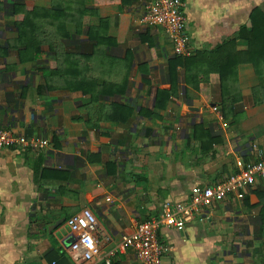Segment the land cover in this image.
<instances>
[{"label": "crops", "instance_id": "crops-1", "mask_svg": "<svg viewBox=\"0 0 264 264\" xmlns=\"http://www.w3.org/2000/svg\"><path fill=\"white\" fill-rule=\"evenodd\" d=\"M19 1L28 10L83 4L80 33L76 23L66 30L86 42L90 26L105 19L109 42L86 50L85 82L125 91L94 99L66 89L81 76L50 71L58 66L50 33H28L43 53L39 62L33 55L20 62ZM151 1L0 0V128L49 140L40 148H0V264H89L68 245L75 236L68 218L85 207L98 218L103 255L138 222L159 217L165 202H189L196 186L223 180L240 158L248 164L264 151V61L256 66L249 56L246 31L264 0H182L196 57L188 69L171 61L174 46L163 27L140 23ZM187 71L196 76L189 84ZM171 88L174 95L158 107V91ZM114 103L132 108L131 119L112 113ZM158 234L170 247L164 264H261L264 179L244 198L231 194L185 228L164 225ZM112 264L141 262L128 250Z\"/></svg>", "mask_w": 264, "mask_h": 264}, {"label": "built area", "instance_id": "built-area-1", "mask_svg": "<svg viewBox=\"0 0 264 264\" xmlns=\"http://www.w3.org/2000/svg\"><path fill=\"white\" fill-rule=\"evenodd\" d=\"M182 0H152L146 6L145 13L140 17V23L147 26H161L165 29L173 43L174 53L178 56H190V36L188 33L187 16L182 8ZM213 110L224 115L218 105ZM19 144L40 148L49 145V140L42 137H29L15 134L9 128H0V148L14 147ZM237 165L239 169L223 180L208 186H196L189 202L172 204L165 202L159 217L140 221L131 232L124 233L120 239L103 255L101 245L96 236L99 222L96 214L85 207L78 215L68 218V225L74 233V241L69 248L76 256L89 264H112L113 260L128 250H133L141 264H164V255L170 247L159 239L158 231L164 226L183 229L196 215L202 216L204 208L228 196L235 195L242 199L249 188L258 179H264V151H259V158L251 163H245L241 158ZM204 217H201L203 220ZM91 240V246L88 240Z\"/></svg>", "mask_w": 264, "mask_h": 264}, {"label": "trees", "instance_id": "trees-1", "mask_svg": "<svg viewBox=\"0 0 264 264\" xmlns=\"http://www.w3.org/2000/svg\"><path fill=\"white\" fill-rule=\"evenodd\" d=\"M75 4H77L76 1ZM81 5L83 4H79V5L77 4V8H76L75 6L72 7L71 3L67 7L62 6L61 4H56V5L54 4V7L49 10L47 9L44 10L37 7L28 10L24 2L22 1L16 2L13 5L14 14L18 16L21 15L22 13L24 14L23 19L20 18L19 20H16L14 22V27L17 28V31L19 33V38H18V42L20 44V47L18 49L19 60L21 62L25 60V58L28 55H33L32 58L34 59V61L39 62L43 51L38 50L35 47L36 42H34V39L27 38V34L33 31H35L36 33L37 31L39 33H48V34L50 33L49 38L47 39V43L49 47V55L51 58L52 57L54 58V61L56 63H58V66L54 67L50 71L64 78L70 77L73 74L76 75L77 73H78L77 75L81 76L78 79L79 82L77 83V85H75V87H71V85L67 83L68 79H66L67 81L66 82L67 86L65 87L66 89L80 90L84 94H90L94 99L102 98L105 95L122 94L125 90L122 89L119 86V84L96 85L93 83L92 80L89 79L85 82L87 76L86 74L85 75L83 74L84 68L81 64L83 63L82 61H85V58L89 59L90 57L89 55L86 56L87 55L85 54L86 50L90 47L91 49L93 47L97 48L101 44L109 41L105 31V27L107 26L105 19H101L100 24L98 26L95 25L90 26V28L87 31V34L90 37L89 42L82 41L77 37H72L70 33L66 30V25L68 22L76 23V29H77L76 33H80L82 27L81 22H83V20L81 19L83 17ZM250 18L252 21V26L251 29L246 30L248 43L251 45V47L249 48L250 49L249 56H253V58L255 59V65L259 66L264 61V9L260 7L254 9ZM44 19L45 21L42 22L41 20ZM48 19L50 23H48ZM55 20L60 21V24L56 27V29L53 28V26L55 25ZM104 23L106 24V26H104L103 28L101 24ZM44 40H40V42L38 43L42 44L44 43ZM93 40L95 42H93ZM221 48H222L221 46L216 47V49L212 52V55H216L217 53H219ZM92 56L93 55H91V57ZM195 59H196L195 55L194 56L175 55V57L171 59V61L174 63V65L180 64L182 65V67L188 69L189 66L191 68V65L192 63L195 62L194 61ZM225 69L226 68L220 70L222 81H225V76H224L225 73L224 74L222 73ZM190 71H187L188 84L194 78L196 79V76H194V74L192 75ZM55 74H53V76ZM90 81L91 83H88ZM111 85H113L114 87H112ZM188 90L189 88L187 89V91ZM171 95H174V91H172V88L166 90L160 89L157 93V106L158 107L165 106L163 102H167V100L171 97ZM123 109H126L127 111L124 113L122 111ZM114 112H120L119 114L120 119L121 121L124 122L130 120L132 116V108L120 105L118 103L117 104L114 103L113 105L112 113ZM111 118L113 117L111 116ZM261 264H264V262H261Z\"/></svg>", "mask_w": 264, "mask_h": 264}, {"label": "water", "instance_id": "water-1", "mask_svg": "<svg viewBox=\"0 0 264 264\" xmlns=\"http://www.w3.org/2000/svg\"><path fill=\"white\" fill-rule=\"evenodd\" d=\"M74 234V233H73ZM72 240H70V242L68 243V245L70 246V244L74 241V236H72Z\"/></svg>", "mask_w": 264, "mask_h": 264}, {"label": "clouds", "instance_id": "clouds-1", "mask_svg": "<svg viewBox=\"0 0 264 264\" xmlns=\"http://www.w3.org/2000/svg\"><path fill=\"white\" fill-rule=\"evenodd\" d=\"M88 245L91 246V240L90 239L88 240Z\"/></svg>", "mask_w": 264, "mask_h": 264}, {"label": "rangeland", "instance_id": "rangeland-1", "mask_svg": "<svg viewBox=\"0 0 264 264\" xmlns=\"http://www.w3.org/2000/svg\"><path fill=\"white\" fill-rule=\"evenodd\" d=\"M70 228V227H69Z\"/></svg>", "mask_w": 264, "mask_h": 264}]
</instances>
